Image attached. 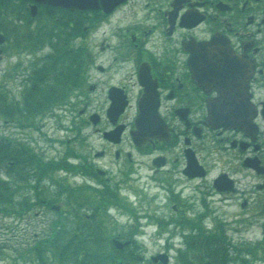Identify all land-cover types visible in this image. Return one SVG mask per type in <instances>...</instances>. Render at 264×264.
<instances>
[{
	"label": "flooded vegetation",
	"instance_id": "flooded-vegetation-1",
	"mask_svg": "<svg viewBox=\"0 0 264 264\" xmlns=\"http://www.w3.org/2000/svg\"><path fill=\"white\" fill-rule=\"evenodd\" d=\"M99 1L89 12L90 23L86 21L78 35L81 39V33L89 32L92 38L103 24L113 25L108 32L101 31L100 46L92 41L88 62L96 65V72L90 93L96 100L94 94L101 91L98 73L114 71L120 77L109 83L101 104L104 113L115 103L124 102L125 108L116 121L107 118L105 128L98 126L103 121L100 113L94 127L104 144L113 147L117 171L110 173L94 163L86 166L91 175L105 177L98 181L103 189L109 186L120 196L122 185L134 181L138 191L152 199L141 213L140 206L127 201L129 192L122 193L128 204L114 205L129 206L126 211L134 223L116 238L134 244L144 234L139 229L143 218L162 228L157 236L170 240L188 235L192 225L226 221L220 213L225 206L251 208L252 218L260 219L264 215V0H125L109 13ZM41 6L45 14H53L46 17L45 26L58 33L64 24L60 10ZM56 43L47 45L55 50ZM103 54L109 60L106 66L95 62ZM120 126L119 140L103 138L106 131ZM107 151L104 147L92 157L105 159ZM142 170L147 174L140 182L143 178L137 172ZM110 207L106 214L115 209ZM96 214L86 217L100 225L99 237H111Z\"/></svg>",
	"mask_w": 264,
	"mask_h": 264
},
{
	"label": "rangeland",
	"instance_id": "rangeland-1",
	"mask_svg": "<svg viewBox=\"0 0 264 264\" xmlns=\"http://www.w3.org/2000/svg\"><path fill=\"white\" fill-rule=\"evenodd\" d=\"M2 1H6L7 4L11 0ZM18 7H22L21 2H11L10 8H14L15 10L9 9L7 12L0 13V35L3 34L5 38L0 43V48L3 49V53L0 55V137L11 138L26 143L45 162H49V165L52 167L50 171L47 170L43 183L44 187L47 186L49 191L58 192L52 198V202L60 204L61 210L56 212L50 206L38 205L34 206L29 214L24 211L22 216L19 213L6 214L0 212V264H43L36 259L34 260L32 252H29L30 255L27 253L26 257H22L20 252L22 250V253L25 254V249L34 246L37 241H41L39 239L46 237L49 225L55 229L53 225L61 223L60 220L63 218L65 211L73 209V204L82 208V210L78 209V216H83L85 220L91 219V216L86 217V214L97 211V222L102 223L104 232L113 238L117 237L119 233H125L130 227L129 225L134 223V219L126 211V209H130L126 205L116 206L112 212L111 210L108 212L109 214L103 212V206L93 196L97 189L89 185L97 187L98 181L100 179L105 180V177L98 175L83 176L84 174L78 171L79 167L88 170L86 165H91V163L108 169L110 173L112 170L116 172L119 167L113 157V147L110 148L104 144L100 131L96 134L94 133L95 125L90 120V113L96 110L99 114L101 113V117L103 116L101 125H98L99 128L107 126V116L101 103L104 102L105 89L109 83L118 81L119 74L114 71L104 74L98 73L97 80L101 91L98 90L99 92L94 94L97 96L96 100H94L92 98L93 94L90 93L89 85L93 82L96 65H92L87 61L82 67L85 78L82 76L81 81H83V84L81 87L77 86L70 93H67L65 99L64 97L60 98L61 96L58 97L59 95L56 96L58 99L55 98L54 101L49 102L45 107L39 109V112L28 108L34 107L37 103L34 98V90L31 87L33 81L37 80H35V71L40 68L38 62L49 60L50 56H53L56 51V49L53 50L43 43L39 47V50H37L33 39L36 38L38 33L42 34L48 41H57L56 46L59 44L61 47L59 53L66 54V50H68V53L72 56H78V48L87 45L90 51V47L91 49L93 47L92 41L93 43L97 42L96 45L100 46V41L104 38L101 31L105 30L108 32L113 25L103 24L102 30L95 37L91 38L88 32L86 37L83 36L82 39L77 37L75 30V32L72 31L71 33L67 28H59L57 29L58 33H55V36L58 35L57 39L50 40L44 35L46 29L47 33L50 34L51 27L45 26L46 17L49 16L41 13L31 22L27 16L29 15L27 5H25L24 12L22 13L19 10L16 11ZM75 16L78 17L77 14ZM118 22L119 19L115 17L114 23L117 24ZM29 34H32V38H28ZM25 36L27 39H25ZM88 53L84 55L86 59L87 57L89 58ZM38 54L40 55L37 56ZM38 57H41V60H35ZM95 62L96 64L101 63L106 66L109 63L107 54L98 55ZM83 90L84 93L80 95L79 92ZM25 97H29L28 101L31 105L28 107L26 106ZM86 100H88V107L84 113ZM74 121L79 124L76 128L73 124ZM104 147L108 150L106 158L94 159L92 153ZM69 155L71 156L70 162L77 165L76 169L73 168L75 170L72 173L65 172L62 166L58 165L53 170L55 163H60L64 160L65 156ZM137 173L142 175L143 179L140 182H143L144 176L147 173L143 170ZM1 175L7 178V174H4L3 171H1ZM134 177L136 176L134 175L132 178ZM116 179H119V175L116 176ZM34 183L35 180L32 181L30 190L27 193L31 197V201H35L37 198L34 191L37 187L33 186ZM110 183H115L113 178ZM41 184H37V186ZM137 185L138 183H134V181L122 185L121 195L128 191L129 196L126 197L127 201L135 207L140 206L139 210L143 213L147 211V206L149 202H152V199L138 191ZM66 187L70 190L63 192V189ZM97 188L102 189V186H98ZM71 191H74L73 197L76 203L72 202L73 204H68L66 199ZM121 195L120 197L122 198ZM46 197H50V195ZM19 198V196L16 197L17 200ZM122 199L124 200V204H128L124 198ZM87 200L91 201L87 202ZM140 200H143V203ZM209 206L210 210H213L212 205L209 204ZM20 207L19 203L18 209ZM99 208L101 210L98 211ZM195 208L199 209L197 206ZM243 211L247 213L244 214ZM254 212L251 208L241 210L238 206L234 205L222 207L220 213L226 219L224 221V232H227L229 237H232L234 241L237 240L239 243H249L251 245L254 241L260 240L264 234V215L260 219H253ZM239 214L241 216H238ZM75 222L79 223L78 217ZM146 223V219L140 220L141 225ZM207 223V226L212 227V229L215 228V225L210 220H207ZM141 225L139 229L144 234L137 239L141 248L138 252L136 251L137 253L133 252L137 258L133 264H152L147 259L140 260L138 255L148 256L155 254L167 248L168 244L172 255L170 264H178L177 248L181 245V236L175 237L173 241L168 242L165 240L166 236H157L159 228L148 226L142 229ZM111 237L104 236L102 238V242L99 245V247H102V251H109L110 247L113 246L111 244ZM161 237L163 238L159 239ZM50 252V250L47 251V253ZM251 264L264 263L251 261Z\"/></svg>",
	"mask_w": 264,
	"mask_h": 264
},
{
	"label": "trees",
	"instance_id": "trees-1",
	"mask_svg": "<svg viewBox=\"0 0 264 264\" xmlns=\"http://www.w3.org/2000/svg\"><path fill=\"white\" fill-rule=\"evenodd\" d=\"M13 1L11 0L7 4L4 1L0 4L1 14L6 10L9 11V9L15 10L14 8H10ZM4 5L5 8H3ZM21 5L22 7L16 8V11L19 10L22 13L24 12V1ZM50 15L53 18V14L50 13ZM79 26L80 24L77 23L72 29L77 31L79 30ZM66 28L69 29L68 20L66 21ZM44 35L48 37L47 29ZM25 39H27L26 36ZM46 41L47 39L39 33L33 39L36 47H39ZM56 47L55 54L50 56L49 60H43L44 63L43 61L38 62L40 68L35 71V80H37L33 81L31 87L34 90V98L37 103L34 107H28L31 105L28 101L29 97H25L26 106L29 109L39 112V109L45 107L52 100L54 101L56 96L59 95L58 97L61 96L60 98L64 97L65 99L67 93L83 84L81 79L85 59L82 58V55L72 56L68 53V50H66V54L59 53L61 47L59 44ZM66 161L65 157L60 163H55L53 170L57 168V165L62 166L67 172H72L77 168L76 165H70ZM51 167L49 162H45L26 143L11 138L0 137V212L6 214L19 213L22 215L27 210V207L31 205V197L27 193L34 180L33 186L37 187L36 194L38 201H40L41 197L43 198L41 193L54 198L58 192L49 191L47 186L44 187L43 183L46 172L47 170L50 171ZM73 168L75 169L73 170ZM1 171L7 174V178L2 177ZM37 184L41 185L37 186ZM69 190L66 187L63 189V192ZM73 192H69V196L66 199L68 204L76 203ZM17 196L20 197L18 200L16 199ZM118 199L116 193L108 190L107 193L105 192L102 195V202L110 201L117 203ZM89 201L91 200H87V202ZM19 203L21 207L18 209ZM73 205L74 208L66 211L60 220L61 223L53 225L55 229L52 226L50 227L52 230L50 236L39 239L41 241H37L34 246L25 249V254L21 250L20 255L26 257L27 253L32 252L34 260L36 259L43 264H133L137 260L131 249L117 251L115 247L111 246L109 251H102V247H99L102 238L99 237L100 233L97 230L100 225L93 223L92 216L89 220H85L83 216H78V209L81 207L76 204ZM77 217L80 218L79 223L75 222ZM218 228L221 231L215 232L214 230L210 231V233H203L200 226L194 227V230H197L198 233L190 236V239L186 241L191 250H180L178 254L179 263L251 264V261L255 259H262L264 261V251H262L264 250V239L253 244V246L249 243H237L233 245L226 232H224V226L219 225ZM48 250L51 252L47 253ZM217 259L218 261H216Z\"/></svg>",
	"mask_w": 264,
	"mask_h": 264
},
{
	"label": "water",
	"instance_id": "water-1",
	"mask_svg": "<svg viewBox=\"0 0 264 264\" xmlns=\"http://www.w3.org/2000/svg\"><path fill=\"white\" fill-rule=\"evenodd\" d=\"M38 2H42V3H47V4H51V5H62L64 7H68L71 9H75V8H81V9H87V8H96L99 4L98 0H36ZM123 0H102L103 6L104 8H106L107 10L114 7L116 4L120 3ZM1 53V50H0ZM125 103H115L111 106V108H109L108 111V115L113 119L116 118L119 113L122 112L123 108H124ZM96 120V119H94ZM122 131V127H118L116 130L114 131H110V132H106L105 133V137H107L108 139L111 140H118L119 139V135ZM115 243H117V245L119 247L122 246V243L119 242L118 240H115ZM159 257L162 258L163 262L167 261V256L166 255H160ZM159 257H154V260H157Z\"/></svg>",
	"mask_w": 264,
	"mask_h": 264
}]
</instances>
